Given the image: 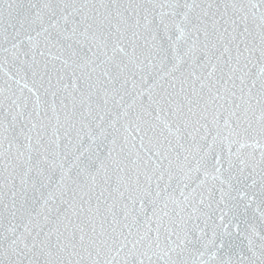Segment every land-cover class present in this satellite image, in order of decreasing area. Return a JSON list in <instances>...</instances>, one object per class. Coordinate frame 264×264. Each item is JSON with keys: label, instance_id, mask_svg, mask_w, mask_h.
I'll list each match as a JSON object with an SVG mask.
<instances>
[{"label": "snow or ice", "instance_id": "snow-or-ice-1", "mask_svg": "<svg viewBox=\"0 0 264 264\" xmlns=\"http://www.w3.org/2000/svg\"><path fill=\"white\" fill-rule=\"evenodd\" d=\"M0 264H264V0H0Z\"/></svg>", "mask_w": 264, "mask_h": 264}]
</instances>
